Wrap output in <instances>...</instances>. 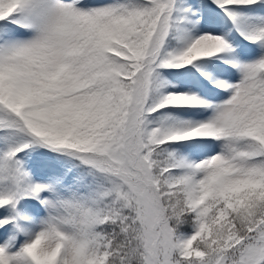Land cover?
I'll use <instances>...</instances> for the list:
<instances>
[{
	"label": "snow or ice",
	"instance_id": "snow-or-ice-1",
	"mask_svg": "<svg viewBox=\"0 0 264 264\" xmlns=\"http://www.w3.org/2000/svg\"><path fill=\"white\" fill-rule=\"evenodd\" d=\"M0 264H264V0H0Z\"/></svg>",
	"mask_w": 264,
	"mask_h": 264
}]
</instances>
